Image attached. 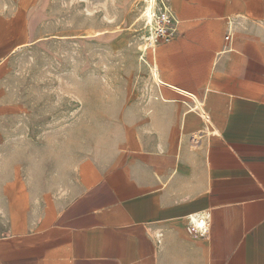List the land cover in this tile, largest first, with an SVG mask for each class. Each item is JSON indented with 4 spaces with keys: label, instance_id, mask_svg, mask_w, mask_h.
<instances>
[{
    "label": "crops",
    "instance_id": "obj_1",
    "mask_svg": "<svg viewBox=\"0 0 264 264\" xmlns=\"http://www.w3.org/2000/svg\"><path fill=\"white\" fill-rule=\"evenodd\" d=\"M162 2L136 129L90 185L35 194L0 154V264H264V0Z\"/></svg>",
    "mask_w": 264,
    "mask_h": 264
},
{
    "label": "rangeland",
    "instance_id": "obj_2",
    "mask_svg": "<svg viewBox=\"0 0 264 264\" xmlns=\"http://www.w3.org/2000/svg\"><path fill=\"white\" fill-rule=\"evenodd\" d=\"M146 0H0V154L32 178L35 194L90 185L138 122L169 11L157 0L154 33ZM13 51V52H12ZM21 183V184H20ZM77 186V187H78Z\"/></svg>",
    "mask_w": 264,
    "mask_h": 264
},
{
    "label": "bare ground",
    "instance_id": "obj_3",
    "mask_svg": "<svg viewBox=\"0 0 264 264\" xmlns=\"http://www.w3.org/2000/svg\"><path fill=\"white\" fill-rule=\"evenodd\" d=\"M156 3H157V0H146V5L144 7L143 15H142L143 19L147 22V24L149 26V30H150L149 40L153 44L156 42V36H155L156 34L153 31L154 26H155V22H156V19H155L156 18V13H155ZM139 50L141 52L140 61L142 63H144L145 65L149 66L152 79L154 80L155 79V76H156L157 69L155 67L150 66L149 63H148V61L145 59V55H146L147 49L145 47H140ZM195 105L197 106V104H195ZM199 109L201 110V108H199ZM202 117H203V115H202ZM203 120H204V117H203ZM206 121H208V119ZM196 217L197 216H193L192 219H195Z\"/></svg>",
    "mask_w": 264,
    "mask_h": 264
},
{
    "label": "built area",
    "instance_id": "obj_4",
    "mask_svg": "<svg viewBox=\"0 0 264 264\" xmlns=\"http://www.w3.org/2000/svg\"><path fill=\"white\" fill-rule=\"evenodd\" d=\"M163 23L165 24L166 21H164ZM157 37L162 38L165 42H169L170 33L166 28L165 29L164 28L159 29ZM226 39H228V37H226ZM188 223L189 224L187 227V232L189 234H194V235H197L199 237H204L207 235L208 227H207V223L205 222L204 219H201L199 217L192 219V217H191V218H189Z\"/></svg>",
    "mask_w": 264,
    "mask_h": 264
}]
</instances>
